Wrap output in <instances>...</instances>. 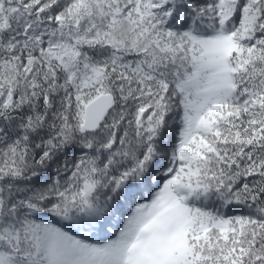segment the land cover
Instances as JSON below:
<instances>
[{
	"label": "snow or ice",
	"instance_id": "obj_1",
	"mask_svg": "<svg viewBox=\"0 0 264 264\" xmlns=\"http://www.w3.org/2000/svg\"><path fill=\"white\" fill-rule=\"evenodd\" d=\"M0 264H264V0H0Z\"/></svg>",
	"mask_w": 264,
	"mask_h": 264
}]
</instances>
